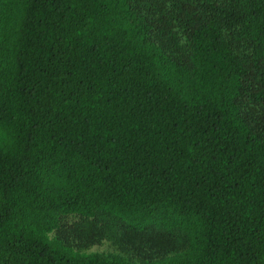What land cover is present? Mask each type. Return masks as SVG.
Segmentation results:
<instances>
[{"label":"trees","instance_id":"16d2710c","mask_svg":"<svg viewBox=\"0 0 264 264\" xmlns=\"http://www.w3.org/2000/svg\"><path fill=\"white\" fill-rule=\"evenodd\" d=\"M0 264H264V0H0Z\"/></svg>","mask_w":264,"mask_h":264},{"label":"rangeland","instance_id":"374dc122","mask_svg":"<svg viewBox=\"0 0 264 264\" xmlns=\"http://www.w3.org/2000/svg\"><path fill=\"white\" fill-rule=\"evenodd\" d=\"M167 19H162L159 23V33L163 38V43H170L173 47L171 39H165L170 28L176 29L166 24ZM66 245L71 246L81 252L94 253H117L123 255L136 254L139 256H148L150 248L143 247V241L138 239L135 241L130 236L117 235L110 223L104 220H87L78 217H69L62 221L61 228L56 233Z\"/></svg>","mask_w":264,"mask_h":264}]
</instances>
